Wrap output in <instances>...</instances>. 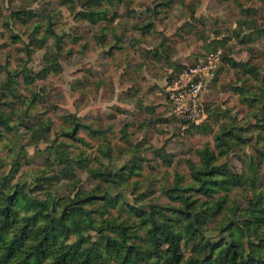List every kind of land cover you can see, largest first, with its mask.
<instances>
[{
    "label": "rangeland",
    "instance_id": "rangeland-1",
    "mask_svg": "<svg viewBox=\"0 0 264 264\" xmlns=\"http://www.w3.org/2000/svg\"><path fill=\"white\" fill-rule=\"evenodd\" d=\"M209 53L218 62L202 114L176 113L168 87ZM205 149L229 170L218 178L228 190L178 194L202 203L203 236L218 241L235 213L264 204V0H0V176L29 207L49 199L57 217L80 200L95 227L136 230L134 206L173 224L182 217L164 208H184L166 191L193 184L189 165H202ZM55 219L50 241L76 244L81 234ZM256 224L251 239L264 252V221ZM194 243H181L183 261ZM104 245L103 264L167 262H130Z\"/></svg>",
    "mask_w": 264,
    "mask_h": 264
},
{
    "label": "trees",
    "instance_id": "trees-1",
    "mask_svg": "<svg viewBox=\"0 0 264 264\" xmlns=\"http://www.w3.org/2000/svg\"><path fill=\"white\" fill-rule=\"evenodd\" d=\"M76 127L77 124L70 133L73 139H76L74 135ZM94 133L103 132L94 131ZM201 158L202 165H189L193 182L191 186L186 185L184 188L175 186L166 191L169 198L179 202L184 208H164L169 212L180 214L185 219L182 231H180L182 218H178L173 224H170L166 217L162 222H156L151 215L146 216L144 210L134 206H130V211L139 218V223L136 224L138 229L133 228L132 222L125 226L119 223L106 224L98 228L95 227L89 212H85L80 200L69 202L57 217H54V211L50 213L52 206L49 199L41 202L33 201L29 203L31 204L29 207L26 202L31 199L25 194L21 196V192L17 191L18 185L9 190L6 177L0 176V264H103L100 261L102 254L98 250V245L103 243L105 247L112 249L115 257L124 255V260L130 262L136 257V260L141 261L164 258V261L167 260L166 264H264V252L256 248L251 239L252 232H257L256 223L264 221V204L259 209L250 207L246 213H241L239 216L235 213L236 219L230 218L227 229L222 231V237L218 241H212L203 236V222L200 215L202 203L197 204L198 201H190L184 194H178V191H194L202 197L213 199L215 194L224 189L220 183L226 181L218 178L228 175L229 170L222 165L214 164L212 153L206 149ZM249 169L255 172L253 164L249 165ZM107 177L115 182L117 188L120 187V179L112 178L109 174ZM252 182L254 183L253 180ZM92 199L94 197L89 195L85 200ZM26 206L28 209H22ZM222 206V201H219L212 209H221ZM160 212L165 216L163 211ZM81 217L87 220V222L83 220L85 223L83 226L78 221ZM55 218L61 223L63 221L66 223L68 234L74 232L81 234L76 244L57 247L50 241ZM42 220H47L45 222L47 227L36 226ZM72 225L76 226L75 231L71 228ZM139 226L143 229L141 230ZM87 232L97 234L87 235ZM183 233L184 237L181 235ZM242 239L247 240L246 251ZM194 240L196 243L191 245L192 255L183 261L181 243L188 247Z\"/></svg>",
    "mask_w": 264,
    "mask_h": 264
},
{
    "label": "built area",
    "instance_id": "built-area-1",
    "mask_svg": "<svg viewBox=\"0 0 264 264\" xmlns=\"http://www.w3.org/2000/svg\"><path fill=\"white\" fill-rule=\"evenodd\" d=\"M217 55L209 53L200 63L186 69L182 78L187 81H180L172 87H168V99L176 113L187 114V117L195 119L201 113L200 93L204 79L216 68ZM181 78V79H182Z\"/></svg>",
    "mask_w": 264,
    "mask_h": 264
}]
</instances>
